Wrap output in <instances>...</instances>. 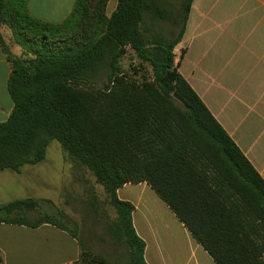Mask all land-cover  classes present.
I'll return each mask as SVG.
<instances>
[{
    "label": "trees",
    "instance_id": "16d2710c",
    "mask_svg": "<svg viewBox=\"0 0 264 264\" xmlns=\"http://www.w3.org/2000/svg\"><path fill=\"white\" fill-rule=\"evenodd\" d=\"M109 1L75 0L53 24L31 16L28 0H0V47L13 103L0 124V172L41 163L56 141L103 187L127 264H146L145 246L132 226V205L116 193L141 183L215 264H264V181L173 65L192 0H185L180 30L168 42L149 41L140 29L145 15L162 12L156 0H117L107 16ZM126 48L151 66L152 80L121 72ZM103 76L106 83L96 86ZM38 204L2 205L0 223H48L77 238L49 218H22ZM79 245L76 264H108Z\"/></svg>",
    "mask_w": 264,
    "mask_h": 264
},
{
    "label": "crops",
    "instance_id": "0c3cea01",
    "mask_svg": "<svg viewBox=\"0 0 264 264\" xmlns=\"http://www.w3.org/2000/svg\"><path fill=\"white\" fill-rule=\"evenodd\" d=\"M112 1L107 16L116 8L117 0L111 6ZM74 3L28 0L27 8L31 16L58 24ZM34 4L43 14L31 12ZM51 11L62 20H53ZM173 56L178 74L264 181V0H192ZM9 75L0 47V124L13 109L7 93ZM44 162L25 165L19 172L1 171L0 206L29 199L60 201L61 190L58 199L50 195ZM116 194L133 207L132 226L144 243L146 264H215L146 183L124 185ZM79 242L48 223H0L3 264H76Z\"/></svg>",
    "mask_w": 264,
    "mask_h": 264
},
{
    "label": "rangeland",
    "instance_id": "374dc122",
    "mask_svg": "<svg viewBox=\"0 0 264 264\" xmlns=\"http://www.w3.org/2000/svg\"><path fill=\"white\" fill-rule=\"evenodd\" d=\"M155 3L162 12L155 11L145 15L140 29L144 38L149 41L168 42L180 30L185 0H156ZM36 5L31 7V12L43 14ZM51 12L53 20H62L61 14ZM12 51L18 52L14 47ZM120 69L138 80L141 77L153 79L151 66L141 63L130 48H126L120 61ZM105 83L104 76L95 80L98 87ZM44 161L46 166L43 167L49 169L47 172L50 173L46 181L50 186V195L58 199V192L61 190V200L55 203L39 202L35 209L26 210L22 218L29 222L49 218L74 233L83 250L104 258L108 264H127V247L116 229L117 215L109 204L103 187L96 182L91 172L73 160L56 141L48 145Z\"/></svg>",
    "mask_w": 264,
    "mask_h": 264
},
{
    "label": "water",
    "instance_id": "95a60500",
    "mask_svg": "<svg viewBox=\"0 0 264 264\" xmlns=\"http://www.w3.org/2000/svg\"><path fill=\"white\" fill-rule=\"evenodd\" d=\"M173 98L176 99L178 102H180L185 108H187L186 104L181 99H179L176 95H173Z\"/></svg>",
    "mask_w": 264,
    "mask_h": 264
}]
</instances>
